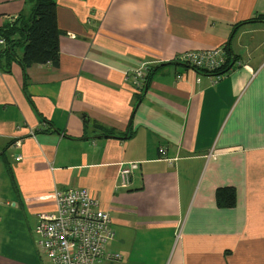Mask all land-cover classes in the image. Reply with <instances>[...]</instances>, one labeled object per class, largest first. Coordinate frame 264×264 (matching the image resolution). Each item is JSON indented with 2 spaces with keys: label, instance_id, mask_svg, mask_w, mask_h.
Wrapping results in <instances>:
<instances>
[{
  "label": "crops",
  "instance_id": "1",
  "mask_svg": "<svg viewBox=\"0 0 264 264\" xmlns=\"http://www.w3.org/2000/svg\"><path fill=\"white\" fill-rule=\"evenodd\" d=\"M53 2L59 66L0 61V264H50L33 230L68 189L111 216L100 264H264V0ZM34 8L0 0V30ZM217 48L220 81L175 61Z\"/></svg>",
  "mask_w": 264,
  "mask_h": 264
},
{
  "label": "built area",
  "instance_id": "2",
  "mask_svg": "<svg viewBox=\"0 0 264 264\" xmlns=\"http://www.w3.org/2000/svg\"><path fill=\"white\" fill-rule=\"evenodd\" d=\"M0 44L5 46V41L0 40ZM228 59L225 48H217L188 51L175 61L220 81L225 75L220 73ZM150 72V66L144 63L132 70L127 79L135 89L144 91ZM160 153L166 154L163 149ZM130 167L135 169L137 166L130 164ZM129 175L128 170L121 173L124 184ZM54 195L55 211L39 215L33 230L36 246L50 264H100L104 260H122L120 254L110 249L115 238L110 214L102 210L87 191L56 190Z\"/></svg>",
  "mask_w": 264,
  "mask_h": 264
},
{
  "label": "trees",
  "instance_id": "3",
  "mask_svg": "<svg viewBox=\"0 0 264 264\" xmlns=\"http://www.w3.org/2000/svg\"><path fill=\"white\" fill-rule=\"evenodd\" d=\"M35 3L33 15L30 20L15 21L13 24L0 30V40L5 41L6 49L0 53V61L3 57L16 58L17 46L24 47L22 66L28 69L33 65H52L58 67L60 63V36L57 25L56 4L53 0H29ZM19 36V40L15 39ZM226 52L228 50L225 48ZM229 54V53H228ZM229 56V55H228ZM230 59L221 71V74L230 70ZM2 69L7 66L1 65ZM217 197L221 204L233 206L235 204V191L232 188H220Z\"/></svg>",
  "mask_w": 264,
  "mask_h": 264
}]
</instances>
